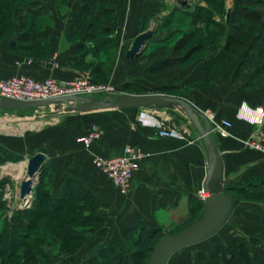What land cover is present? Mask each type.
<instances>
[{
	"label": "crops",
	"instance_id": "1",
	"mask_svg": "<svg viewBox=\"0 0 264 264\" xmlns=\"http://www.w3.org/2000/svg\"><path fill=\"white\" fill-rule=\"evenodd\" d=\"M89 1L67 0L65 6L61 8L54 0H44L52 20V25L47 27L50 45L48 53L40 58L12 54V50L9 49L13 42L12 37L2 40L0 78L28 75L39 80L52 78L69 81L86 75L92 79L91 69L94 66L100 67L102 71L101 68L104 67L100 65V59L94 58L91 54L87 56L82 54L80 42L71 40L66 32L70 19ZM184 3L186 6H182L189 9L198 5L195 0H190V4ZM174 8L175 5L168 0H118L114 5L113 20L108 22L115 30L113 36L116 39L117 60L108 78L110 82H116L122 88L129 84L146 88L156 86L142 78L143 71L151 64L150 58H145L146 52L144 51L136 62L128 60L126 56L135 39L149 29L154 19L168 16ZM229 10L231 11L230 8L228 12ZM257 10L264 15V4ZM229 18L227 14V23ZM260 33H264L262 26L258 27L257 33H252L248 37L243 51L238 54L233 64L227 66L222 79L215 85L202 89L185 86L183 90H189L191 93L186 98L181 96L203 115L199 120L205 130L209 126L212 127L208 114H214L217 119H226L233 123L231 137L223 138L216 132L210 134L215 150L223 159L224 187L228 191L264 183V155L244 145V141L255 132L254 127L237 119L242 103L247 102L252 106L264 105L262 81L264 71L262 74L258 72L264 64L254 66L251 70L247 67L240 68L247 49ZM215 54L213 51L211 55ZM54 56L59 63L58 68L51 62ZM99 57L104 58L102 54H99ZM203 62L204 59L200 58L184 67H176L173 70L174 75L166 84L184 85ZM87 115L92 121L87 122L86 126L92 124L98 126L102 131L100 138L89 148L76 142L75 146L60 149V154L49 166L79 180L116 213L115 225L118 234L114 235L112 232L109 233L111 236L106 238L120 242L123 233L134 226L156 227L162 223L163 217L171 219L173 216L187 215L191 200L199 198V193L203 190L209 157L205 141L186 112L181 107L152 106L92 112ZM162 117L183 130V140L159 136V128L155 122ZM128 144L146 152L147 157L134 174L129 190L122 192L93 167L92 159L94 156H119ZM71 157L74 163L72 167L69 166ZM260 209V212L256 210L252 214L253 221L249 222L253 224L251 229L246 232L250 227L246 228L245 233L240 234L241 241L249 246L255 264H264V204H261Z\"/></svg>",
	"mask_w": 264,
	"mask_h": 264
},
{
	"label": "trees",
	"instance_id": "2",
	"mask_svg": "<svg viewBox=\"0 0 264 264\" xmlns=\"http://www.w3.org/2000/svg\"><path fill=\"white\" fill-rule=\"evenodd\" d=\"M204 1L207 2V4L215 5L216 8H218L219 13L225 16V23L217 21L216 11L203 6L196 5L193 9L183 6L175 7L161 25V28L168 27L172 17L176 18V16H178L177 19L182 25L180 24L176 28L178 31L173 33L175 36L170 35L168 38L160 39L158 41L155 40V37H153L147 49L145 50L146 52L148 49H150L148 57L151 60V64L143 71L142 78L150 81L156 86L146 88L136 84H129L124 85L123 92L130 89H134V91L138 89L137 92H134L135 94L141 95L161 93L168 94L169 96H177L175 95L177 90H181L185 86H190L191 83L203 81L204 84L208 85L212 80H217L219 78L218 76L221 73L218 76H211L217 72L219 65L222 64L225 68H227V66L232 62L236 51L239 50L237 52L239 53L245 48V45L243 44L247 38L248 31L246 30V27L243 25V23L251 20L250 23L258 22L262 27H264V15L257 10L264 4V0H235V8L232 9V12L230 13L228 23V9L225 3L226 0H218V2L217 0ZM55 2H59L62 5L63 3L65 4L67 0H55ZM117 2L118 0H90L86 5H84L83 9L76 16L70 19L66 28V32L71 40L75 41V38L78 36V40L76 41L80 42L82 54H86V56L89 54L92 56H98L99 54H102L104 57H97L100 59V65L104 67L101 68L102 71H100V67L97 66H94L93 69H91V76L94 82H101L99 81L102 79L101 74L107 68L109 72L104 78V80H106L104 83L109 82L108 78L117 62L116 39L113 36L115 30L108 24V22L113 20L115 14L114 5L117 4ZM13 4H17V8L12 7ZM34 5L36 8L31 7ZM212 8L215 9V7ZM205 14L207 17H204ZM39 19H44V21H39ZM202 20L209 22L213 26H216L217 29L211 30L207 35H204L203 33L205 30L202 28ZM51 25V13L47 10L44 0H0V42L9 36L8 34L10 32H13L14 34L11 36L13 42L9 46L10 50H19V52L26 51L29 54L28 56L35 58L46 56L50 47L48 43L47 27ZM176 36H179L180 39L177 45L173 49H170L172 40ZM210 37H221V45L219 46L220 51H214L216 52L215 55L210 57L207 56L205 59L203 57H206V51H213V47L210 48V46H213L209 43L211 42ZM25 41L29 43L24 44ZM185 47H187L185 52L183 51L182 53H178ZM201 52L202 55H200V58L204 59V62L192 74L187 83L182 86H172L166 84L167 80L172 77L173 66L179 64L185 65L186 63L188 64L195 56L201 54ZM262 56H264V33L257 34L254 42L247 49L240 68L244 69L255 64L257 59H261ZM141 57L142 55L131 59V61L136 62ZM106 60L107 62H105ZM260 64L264 63L259 62L257 65ZM262 66L263 67L258 71L259 74L260 72L262 74V71H264V65ZM34 110L38 109L19 110L14 112L23 115L26 112H31ZM1 112L5 113L11 111ZM3 152L8 156L14 157L11 155L13 153H11L9 150L3 149ZM20 157L17 156L15 158L18 160ZM0 160L2 161L1 157ZM53 179H55V181L51 183ZM39 182L38 190L34 192L32 208L18 209L11 217H9L5 209V204H2L4 208L2 207L1 209L0 207L1 214L4 216V222L0 232V243L2 242L4 236L10 235V249L13 248L14 240H16L19 245L21 244L20 246L22 247L30 245L26 243L27 240L32 237V235L30 233H26V231L23 230L26 228L28 230L34 231L36 228V222L43 217L60 220L63 228L67 220H91V222L96 223L104 221L105 218L99 214L97 215L96 212H94L92 216L90 215L87 217L68 216L67 218L66 216L64 217L61 215L64 208H66V206H68L70 203V200L75 201L78 198V195H80L79 193H84L83 199L92 197L93 203L98 204L100 207H107L108 205L92 191L87 189L79 180L56 172L51 166L48 165V161H46L43 165ZM3 183L4 182L1 184ZM44 187H49V191L42 192L39 189ZM261 188H264V183L261 185H250L245 188L231 189L228 192L236 196L237 200L243 199L257 202L264 201V191ZM51 192H53V194H51ZM56 194H59L58 199L54 196ZM192 202L193 203L188 210V215L186 219L180 223L181 226L178 228L179 231L176 234L181 232L191 222L195 221L202 212L204 208V202L200 200V198H194L192 199ZM25 215L31 216L32 221H28L27 219L24 220ZM95 229L96 228L93 230ZM64 231L67 232V236L63 238V242H66L67 239H71L68 234L72 230L69 228L64 229ZM52 232L55 233L56 231L52 230ZM164 234L165 232L161 228L138 225L125 232L122 239L124 241L123 244L128 245V247H132L135 244L142 246L144 239L147 237V254L151 255L150 257H148L149 255L147 254L144 255L142 259L145 261L141 264H149L150 261L146 262V259L148 260L151 258L157 242L164 236ZM15 236L17 237L15 238ZM21 238L24 240H21ZM236 241L234 243H236ZM52 243H54V241ZM234 243H231L228 246V249L234 250L235 247H242L245 249V258H247V260H251V252L248 250L249 248L246 246V244L244 242L239 243L238 241L236 244ZM121 244V241H110L106 243L97 250V255L90 259L89 264H94L102 258L109 259L110 255L112 262L113 260L117 262L124 258L125 264H139L137 258L139 260L141 253H139V251H126L123 253ZM5 252L7 253V251ZM12 253L13 252L9 253V255ZM240 254L241 252L239 250L237 255L239 256ZM229 256L230 255L228 253L226 257Z\"/></svg>",
	"mask_w": 264,
	"mask_h": 264
},
{
	"label": "rangeland",
	"instance_id": "3",
	"mask_svg": "<svg viewBox=\"0 0 264 264\" xmlns=\"http://www.w3.org/2000/svg\"><path fill=\"white\" fill-rule=\"evenodd\" d=\"M168 1H170L173 5H175V7H182V3L184 2L190 4V0H168ZM195 1L198 2L199 6H203L205 8L216 11L217 21L225 23L226 20L225 16L219 13V10L218 8H216L215 5L207 4V2H205L204 0H195ZM234 1L235 0L225 1L227 9L230 8L232 11V9L235 8ZM58 3L59 2H55V4L61 8L65 6L64 3L62 5L61 3L59 4ZM12 7L17 8V4H13ZM31 7L36 8L35 5ZM212 7H215V9H213ZM205 16L207 17L206 14L204 15V17ZM166 17L164 16L161 19H154V21L149 25V29L153 28L155 31L154 37L161 36L162 37L161 39H166L170 35L173 36L174 35L173 33H176L178 31L176 28L178 27V25L181 24L177 19L178 16H176V18L172 17L168 27L161 28V25L163 21H165ZM39 21H44V19H39ZM250 22L251 20H248L243 23V25H245L246 27V30L248 31V35L245 41L249 39L248 37L252 33L255 34L258 32V27L261 28L260 23L258 22L250 23ZM201 24H202V28H204L205 30L204 33L202 31L204 35L205 34L207 35L208 32L211 30L217 29L216 26H213L209 22H206L204 20L201 21ZM13 34H14L13 32L12 33L10 32L8 34L9 36L4 38V40L8 39ZM178 37L176 36L172 40L170 49H173L177 45L180 39V37L179 38ZM76 40H78V36L75 38V41ZM155 40L158 41L160 39L156 38ZM210 41L211 42L209 43L213 45L210 46V48L213 47V51L217 50L219 52L220 51L219 46L221 45V37L211 38ZM28 43L29 42L25 41L24 44H28ZM243 45H245V43ZM186 49L187 47L181 49L180 52L178 53H182L183 51L185 52ZM149 51L150 49L146 51L145 58L148 57ZM238 51L239 50H237L236 53L234 54L233 60L230 64H233L235 62L238 54L241 53L243 50L237 53ZM11 53L12 54L20 53L23 55H29L28 52L26 51L19 52V50H15V51L12 50ZM212 53L210 50L209 51L207 50L206 57L204 56L203 58L206 59L207 56L209 57V55H211ZM200 55H202V52L201 54L195 56L191 62L200 59ZM93 57L99 58V55ZM259 62L264 63V56H262L261 59H257L255 64L250 65L247 68L248 69L250 68L251 70L252 68H254V66H257ZM189 63L188 64L186 63L185 65H189ZM185 65L179 64L173 66L172 72L176 67H184ZM222 66L223 65L220 64L219 68L217 69V72L211 75V76H218L221 73L218 76L219 78L217 80H212L208 85L204 84L203 81L191 83L190 86H192V89H202L203 87L207 88L212 85H215L218 81L222 79L223 74L228 68ZM108 72L109 71L107 68L101 74L102 79L99 81L104 83L106 81L104 80V78L106 77V75H108ZM173 75L174 73L172 74V76ZM262 81L264 82V76ZM112 83L116 86V88L119 91L118 93L119 95L117 96L123 94L130 95L133 94L134 92H137L138 90L136 89L134 91V89H130L128 91L123 92V88L121 87L120 84L116 82H112ZM190 93L191 91L186 89L183 90L182 88L181 90H177L175 94L177 96H173V97L181 98V96H184V98H186L187 96H189ZM1 111L2 110H0V146H1L0 157L2 161L0 160V207L2 209L3 207L2 204L4 203L6 212L8 216L11 217L16 210L22 209L24 207L23 206L24 203L19 199L21 183L24 181V177H23L24 165L27 164L29 160L38 153H43L46 155V161H48V165H49L54 160V158L60 154L61 151L60 149L67 148L72 145L75 146L77 139L79 137L86 135L90 131V129L96 125L92 124L89 127H87L88 126L87 122L92 121V119L87 118L88 113L71 112L70 110L67 109L66 106H51L46 108H39L38 110L26 112L23 115L15 113L14 111L5 112V113H2ZM3 149L11 151V153H13L11 155L14 157L6 155L3 152ZM17 156L20 157V159L16 160L15 157ZM71 159L72 161L69 166L72 167L74 163H72L73 162L72 157ZM54 170L56 172H59L57 169ZM13 171H15L16 173H13ZM26 171L27 170H25V172ZM18 173L20 175L16 176ZM99 173L102 174L104 177L108 178L102 172L99 171ZM40 177L38 179V182L35 183L32 188V194H31L32 201H34V192L38 190ZM54 181L55 179H53L51 183ZM2 182L4 183L1 184ZM39 189L42 192L44 191L48 192L50 188L44 187ZM261 189H263L264 191V188ZM51 194H53V192H51ZM79 194L80 195H78V198L75 201L70 200V203L68 204V206H66V208H64L61 215L64 217L66 216L67 218L68 216L87 217L90 215L92 216L93 213L96 212L97 215L99 214L100 216H103L105 218L104 221L100 223H96V222H91V220L90 221L67 220L63 228V225L60 222V220H54L44 217L40 218V220L36 222V228L34 229V231L28 230L23 227L24 228L23 231H26V233H30L32 235V237L28 239L26 243L30 245H26L22 247L20 246L21 244L19 245V243L16 240H14L13 248L10 249L11 236L7 235L3 237V240L0 243V264H89L90 259L97 255V250L106 243L110 242V240L106 238L107 236L108 237L111 236L109 235V233L113 232L114 235L118 234L117 233L118 228L115 225L116 213L112 209H110L109 206L100 207L98 206V204L93 203L92 197L83 199L84 193H79ZM58 195L59 194L54 195L55 198L57 197L58 199ZM192 203L193 202L191 200L189 207L192 205ZM261 204H264V201L255 202V201H247L243 199L237 200L236 209L233 217L215 236L200 244L184 248L181 251L177 252L171 258L169 264H255L254 256L250 249L248 250L251 252V260H247V258H245L244 255L245 253L244 248L235 247L234 250L233 249L229 250L228 246L231 243H234L236 240L239 243L242 242L241 241L242 237H240V234L245 233L246 228L250 227L249 229H247L246 232H248L251 229V226H253V224H250L249 222L253 221L252 214L256 210L257 212H260L259 210H261L260 209ZM32 205L33 203L28 208H32ZM187 215L173 216L174 220H172L173 217H171V219H169L168 217H163L162 223H159L156 227L161 228L165 233L175 235L179 231L178 228L181 226L180 223H182L186 219ZM3 217L4 216H2L0 211V232L4 222ZM24 217H25L24 220L27 219L28 221H32L31 216L25 215ZM69 228L70 230H72L68 234L71 237V239L69 238L66 240V242L65 241L63 242V238L67 236V232L64 231V229H69ZM94 228L96 229L93 230ZM52 230L56 232L53 233ZM120 234L122 233H119V235ZM16 237L17 236H15V238ZM113 239H117V238H113ZM21 240L24 239L21 238ZM53 241L54 243H52ZM120 241L122 243L121 246L123 253L126 251H131V252L139 251V253H141V257L139 258V260L137 258L138 263L141 264L145 261L142 258L144 255L147 254V244H146L147 237L144 239L142 246H139V244L138 245L135 244L136 246L133 245L132 247H128V245L123 244L124 243L123 239ZM239 250L241 254L238 256L237 252ZM5 251H7V253ZM8 252L9 253L13 252V253L9 255ZM228 253L230 256L226 257ZM147 255H149L148 257H150L151 254H147ZM147 261H150V258L148 260L146 259V262ZM94 264H125V260L124 258H122L117 262L114 260L112 262V258L110 255L109 259L102 258L101 260L95 262Z\"/></svg>",
	"mask_w": 264,
	"mask_h": 264
},
{
	"label": "water",
	"instance_id": "4",
	"mask_svg": "<svg viewBox=\"0 0 264 264\" xmlns=\"http://www.w3.org/2000/svg\"><path fill=\"white\" fill-rule=\"evenodd\" d=\"M186 6L185 3H182ZM231 11L228 12V17ZM153 28L139 35L131 49L127 52L128 60L141 56L154 37ZM51 106H66L71 112L92 113L110 110L139 109L147 107L174 108L181 107L189 116L192 123L199 130L206 143L209 157V167L203 190L208 194L204 199V208L197 219L191 222L181 232L175 235L165 233L157 242L149 264H169L171 258L184 248L200 244L215 236L233 217L236 209L237 197L228 192L224 187V168L221 155L215 150L210 134L212 129L202 127L199 118L203 115L184 99L164 94L148 95H120L105 98H77L63 97L43 101H21L0 97V110L19 111L46 108ZM46 155L38 153L32 157L27 166V178L21 183L20 198L25 199L32 194V188L43 170ZM32 196L22 209H27L31 204Z\"/></svg>",
	"mask_w": 264,
	"mask_h": 264
},
{
	"label": "built area",
	"instance_id": "5",
	"mask_svg": "<svg viewBox=\"0 0 264 264\" xmlns=\"http://www.w3.org/2000/svg\"><path fill=\"white\" fill-rule=\"evenodd\" d=\"M56 56L52 58L55 68L59 67ZM119 91L112 82H94L90 76H83L69 81H58L52 78L43 80L28 75H16L8 79L0 78V97L21 101H43L63 97L77 98H105L117 97ZM212 132L218 133L223 138L231 137L230 130L233 123L226 119H217L214 114H208ZM237 119L245 121L254 127V133L244 145L264 155V105L252 106L247 102L241 104ZM159 128V136L164 138L184 139V132L179 127L171 124L167 118H158L155 122ZM102 131L98 126H93L90 131L77 139V143L89 148L100 136ZM147 153L134 145L124 147L121 155L116 157L94 156L92 165L95 169L105 174L115 187L122 192H127L134 174L140 169L141 162ZM208 197L202 190L200 200Z\"/></svg>",
	"mask_w": 264,
	"mask_h": 264
},
{
	"label": "bare ground",
	"instance_id": "6",
	"mask_svg": "<svg viewBox=\"0 0 264 264\" xmlns=\"http://www.w3.org/2000/svg\"><path fill=\"white\" fill-rule=\"evenodd\" d=\"M27 166H28V163L25 164L24 167H23V168H24V175H23L24 180H25V179L27 178V176H28V175H27V172H28V171L25 172V170H27ZM13 173H16V172L13 171ZM25 174H26V175H25ZM18 175H20V174L18 173L16 176H18ZM30 198H31V196H28V198H26V200H25V199H21V198L19 197V199L24 203V205L28 203V201L30 200ZM24 205H23V206H24Z\"/></svg>",
	"mask_w": 264,
	"mask_h": 264
}]
</instances>
